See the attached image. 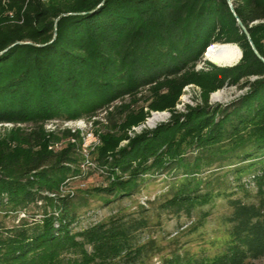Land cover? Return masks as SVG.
Here are the masks:
<instances>
[{"label":"trees","instance_id":"trees-1","mask_svg":"<svg viewBox=\"0 0 264 264\" xmlns=\"http://www.w3.org/2000/svg\"><path fill=\"white\" fill-rule=\"evenodd\" d=\"M230 1L264 58V0ZM235 16L227 0H0V52L9 47L0 54V123L33 125L25 137L12 132L1 148L0 210L40 199L53 207L42 219L0 229V264H113L122 252L131 259L141 252L132 251L131 235L142 221L111 218L71 233L78 215L71 199L58 192L70 171L62 164L76 161L75 146L48 150L52 139L71 134L64 130L49 139L42 124L103 108H110L109 127L96 132L100 144L91 153L108 177L93 191L130 196L147 179L172 169L179 183L170 186L161 205L172 214L189 215L197 205L227 198L230 228L223 249L212 258L176 255L162 264H251L264 257V62ZM215 42L237 43L240 61L196 71L213 46L229 52L227 60L208 58L215 65L239 60L235 44L211 45ZM188 85L203 90V105L176 114ZM234 85L249 90L224 108L209 107L210 92ZM145 89L146 105L138 107ZM144 108L172 111L171 117L129 138L128 130L144 121ZM231 159L235 165L219 174ZM248 183L256 189L257 204L229 192L233 187L245 192Z\"/></svg>","mask_w":264,"mask_h":264},{"label":"rangeland","instance_id":"rangeland-1","mask_svg":"<svg viewBox=\"0 0 264 264\" xmlns=\"http://www.w3.org/2000/svg\"><path fill=\"white\" fill-rule=\"evenodd\" d=\"M214 44H235L239 48L242 57L241 48L235 42H215L211 45ZM241 57H239L237 63ZM208 58L227 60L229 59V52L213 46L207 52H204L202 61L197 63L194 69L206 72L211 71L214 67H228L217 66L209 61ZM255 79L256 77H250L248 81L251 82ZM248 90V86H223L210 92L207 102L210 108H214L217 105H221L224 108L244 96ZM218 92L224 93L226 101L212 99V95ZM146 94L147 90L145 89L137 96L138 107L146 105L143 100ZM129 101L130 98H125L123 103L127 104ZM117 105H120V103H114L113 107ZM202 105L203 90L196 85H188L183 88L173 112L182 115L186 114L188 109ZM143 110L146 113V117L139 125L128 130L129 138L140 134L142 131H153L157 126L166 124L172 113V111L168 110L152 111L148 108ZM109 111L110 108H103L91 116H83L72 120L51 119L42 124L44 133L48 137H50V134L53 137H61L59 134L64 130H69L71 134L70 137L59 138L60 140L57 137L52 139L48 145V150L60 152L67 144L75 146L74 157L76 161L70 164L65 162L62 164L67 166L70 171L65 174L66 178L58 189L61 196L71 199L72 207L78 215V221L72 226L71 233H80L98 223H106L111 218L122 219L123 221L133 219L142 221L143 226L131 235L132 251L140 249L141 252H139L138 256H133L132 259L126 258L124 252H122L120 257L111 261L113 264H162L165 259L176 255L180 257L212 258L219 253L223 249L224 243L228 241V230L230 228V225L226 222L227 217L231 213L227 198L220 196L212 199L207 204L197 205L189 215L182 212L172 214L169 210L161 207L167 198L170 186L173 183H179V180L176 179L179 176H175L176 174H173L174 171L172 169L163 174H155L152 179H147L148 183L140 185L138 190L130 196L118 198L114 195H105L93 191L96 187H102L106 184L108 175L97 163L83 165L85 161H81V158H84V153L88 151L91 161L95 160L96 153L91 152L100 144L96 132H103L106 127H109V123L107 125L105 119ZM160 114H163L164 118L156 120L154 124H150V120L154 115ZM180 120H183V117ZM95 122H98V124H95ZM77 125H80V127H77ZM31 130H33V125L28 122L19 124L0 123V153L3 144L8 141L12 132H20L21 136L25 137L30 135ZM127 142L128 140L120 142L119 147L125 146ZM86 143H88L87 146L85 145ZM8 145L12 144L9 142ZM235 163L236 161L232 159L224 162L222 165L223 170L219 174L230 170ZM29 172L28 176L32 177L36 171L31 170ZM231 178L230 176L229 180ZM246 178L243 180H246ZM229 192L234 193L232 198L240 199L246 204H257L256 189L252 184L248 183L245 192L235 190L234 187ZM42 195L53 196L51 193H43ZM12 209V206H8L0 210L1 230L2 228L8 229L16 226L22 221L31 222L35 219H42L45 213L48 214L53 211V207L46 199L21 205L14 208L16 210ZM76 241L82 242V239L77 237ZM85 247L88 252L91 251L89 246ZM251 264H264V257L252 261Z\"/></svg>","mask_w":264,"mask_h":264},{"label":"water","instance_id":"water-1","mask_svg":"<svg viewBox=\"0 0 264 264\" xmlns=\"http://www.w3.org/2000/svg\"><path fill=\"white\" fill-rule=\"evenodd\" d=\"M227 2H228V5H229V8H230L231 13L235 16V14H234V9H233V7H232L231 1H230V0H227ZM66 15H69V14H68V13H66V14H62L61 16H66ZM235 18H236V21H237V25L239 26V28L241 29V31L245 34V36H246V38H247V40H248V42H249V44H250V47H251V49L253 50L254 54H255L260 60H262V62H264V58H262V57L259 55V53L257 52L256 48L254 47V45H253V43H252V41H251V39H250V37H249V34H248L247 30L245 29V27L243 26V24L239 21V19H238L236 16H235ZM56 21H57V19L55 20V23H56ZM54 37H55V34H54V36H53V39H54ZM17 44H30V43H29V42H25V43L18 42ZM11 46H13V45H11ZM11 46H10V47H11ZM36 46H37V45H36ZM8 48H9V47H8ZM8 48H7V49H8ZM7 49H4L3 51H1L0 54L3 53V52H5ZM240 57H241V55H240ZM236 63H237V62H236ZM236 63H234V64H232V65H228V67L234 66ZM221 67H224V66H221Z\"/></svg>","mask_w":264,"mask_h":264},{"label":"bare ground","instance_id":"bare-ground-1","mask_svg":"<svg viewBox=\"0 0 264 264\" xmlns=\"http://www.w3.org/2000/svg\"><path fill=\"white\" fill-rule=\"evenodd\" d=\"M212 99L213 100H219V101H226V97L224 95L223 92H218V93H215L212 95ZM164 118V115L163 114H160V115H154V117L150 120V124H154V122L156 120H160V119H163ZM77 127H80V125H77ZM74 132V131H73ZM88 143H86L85 145L87 146ZM87 164V161H85V164L83 165H86ZM88 165V164H87Z\"/></svg>","mask_w":264,"mask_h":264},{"label":"built area","instance_id":"built-area-1","mask_svg":"<svg viewBox=\"0 0 264 264\" xmlns=\"http://www.w3.org/2000/svg\"><path fill=\"white\" fill-rule=\"evenodd\" d=\"M81 161H87V164H96L95 162L91 161V159L89 158L88 151L87 153H84V158H81Z\"/></svg>","mask_w":264,"mask_h":264}]
</instances>
